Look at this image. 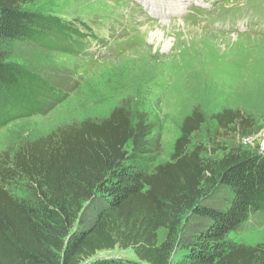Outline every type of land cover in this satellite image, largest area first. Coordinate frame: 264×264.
Instances as JSON below:
<instances>
[{
	"label": "trees",
	"instance_id": "16d2710c",
	"mask_svg": "<svg viewBox=\"0 0 264 264\" xmlns=\"http://www.w3.org/2000/svg\"><path fill=\"white\" fill-rule=\"evenodd\" d=\"M33 2L0 0V101L7 95L20 109L4 115L0 126L41 112L47 97L63 98L7 61L15 42L40 38L36 28L44 21L54 40L77 34L54 17L23 9ZM131 102L125 99L106 118L70 125L14 155L8 172L29 182L33 202L18 201L0 181V264H83L116 247L131 249L137 262L90 264H264V243L227 239L251 214L264 211V153L232 148L206 161L201 147L189 149L191 135L205 122L195 109L182 120L170 160L151 168L155 126ZM212 120L222 129L247 125L239 111L224 110ZM160 229L167 235L158 244ZM176 244L185 252L172 263Z\"/></svg>",
	"mask_w": 264,
	"mask_h": 264
},
{
	"label": "rangeland",
	"instance_id": "374dc122",
	"mask_svg": "<svg viewBox=\"0 0 264 264\" xmlns=\"http://www.w3.org/2000/svg\"><path fill=\"white\" fill-rule=\"evenodd\" d=\"M218 1H186L187 16L172 21L151 14L145 0H34L25 5L29 13L54 17L77 34L54 40L44 21L36 26L40 38L15 42L7 52L9 63L39 76L63 98L47 97L41 112L0 126L5 189L18 201L33 202L24 176L8 172L14 155L70 125L106 118L125 99L155 126L149 138L158 148L149 159L151 168L170 160L182 120L195 109L205 122L191 135L189 149L201 147L206 161L215 162L232 148L264 153V0ZM230 16L237 32L219 21ZM13 100L6 95L0 101V123L17 109ZM224 110L239 111L247 125L220 128L212 117ZM245 138L250 142L244 144ZM166 235L165 229L158 230V244ZM227 239L263 244L264 211L251 214ZM184 252L176 244L172 263ZM109 259L137 262L131 249L116 247L83 264Z\"/></svg>",
	"mask_w": 264,
	"mask_h": 264
},
{
	"label": "bare ground",
	"instance_id": "6f19581e",
	"mask_svg": "<svg viewBox=\"0 0 264 264\" xmlns=\"http://www.w3.org/2000/svg\"><path fill=\"white\" fill-rule=\"evenodd\" d=\"M148 1H150L151 3L153 1V5H151L152 6L151 9H153L155 13L162 14L163 16H167L169 14L164 11V4L162 2L163 0H148ZM162 5H163V11L161 8ZM182 6H183V3L181 2V0H170V2L167 4L169 11L174 12V14H177L178 12H180L183 9ZM158 7L161 8V10L157 9Z\"/></svg>",
	"mask_w": 264,
	"mask_h": 264
},
{
	"label": "built area",
	"instance_id": "2783aa9c",
	"mask_svg": "<svg viewBox=\"0 0 264 264\" xmlns=\"http://www.w3.org/2000/svg\"><path fill=\"white\" fill-rule=\"evenodd\" d=\"M248 142H250V139H249V138H245V139H243V143H244V144H247Z\"/></svg>",
	"mask_w": 264,
	"mask_h": 264
}]
</instances>
